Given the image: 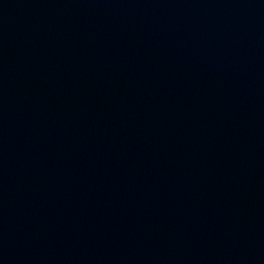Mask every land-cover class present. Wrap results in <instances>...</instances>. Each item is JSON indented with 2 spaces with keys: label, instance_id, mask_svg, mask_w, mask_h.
I'll return each mask as SVG.
<instances>
[{
  "label": "water",
  "instance_id": "obj_1",
  "mask_svg": "<svg viewBox=\"0 0 264 264\" xmlns=\"http://www.w3.org/2000/svg\"><path fill=\"white\" fill-rule=\"evenodd\" d=\"M0 264H264V0H0Z\"/></svg>",
  "mask_w": 264,
  "mask_h": 264
}]
</instances>
